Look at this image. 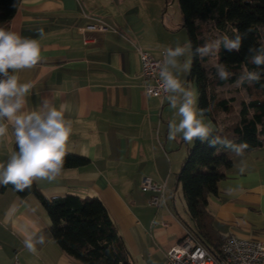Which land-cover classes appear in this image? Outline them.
Wrapping results in <instances>:
<instances>
[{
    "label": "crops",
    "instance_id": "0c3cea01",
    "mask_svg": "<svg viewBox=\"0 0 264 264\" xmlns=\"http://www.w3.org/2000/svg\"><path fill=\"white\" fill-rule=\"evenodd\" d=\"M165 4L166 0H21L14 17L0 25L38 39L41 45L38 64L17 73L21 83L33 85L26 110H36L45 99L57 108L64 104L66 118L72 121L66 150L89 158L84 166L63 169L52 183L35 182L37 187L47 197H99L134 264H163L167 250L190 231L191 223L186 205L180 209L175 197L181 187L178 173L195 141L168 139L169 121L179 118L165 98L145 94L147 80L138 52L142 47L159 58L165 48L189 43L177 32V22L165 21ZM97 19L110 28L89 33L93 40L86 43L80 28ZM39 29L43 36H38ZM185 77L200 108L196 81L189 72L181 78ZM14 143L9 126L0 139V163H7ZM143 176L166 184V204L149 203L150 193L141 188ZM208 210L224 236L264 242V145L234 156L217 195L209 196ZM50 223L37 196L21 197L0 185V264H81L61 248ZM33 233L45 237L35 252L25 245Z\"/></svg>",
    "mask_w": 264,
    "mask_h": 264
},
{
    "label": "trees",
    "instance_id": "16d2710c",
    "mask_svg": "<svg viewBox=\"0 0 264 264\" xmlns=\"http://www.w3.org/2000/svg\"><path fill=\"white\" fill-rule=\"evenodd\" d=\"M20 3L21 0H0V25L14 17ZM178 3L183 14L182 27L193 50L225 34L232 37L237 31L246 33L239 52H226L223 46L215 55L203 58L191 52L189 77L196 81L199 107L208 110L205 116L215 124V133L237 144L247 143L244 151L263 146L264 75L259 83L252 85L245 83L237 87L236 80L245 66L262 71L249 62L248 49L264 45V0H178ZM217 63L225 64L232 73L228 80L216 76ZM13 150L16 151L15 143ZM235 155L220 146L210 148L196 140L177 176L191 219L190 232L219 260L223 258L226 236L214 225L208 210L209 196L217 195L219 182L233 166ZM88 162V157L69 152L63 169ZM6 188L21 197L37 196L49 215L53 237L81 264H134L115 220L99 197L84 198L73 193L47 197L35 182L23 192L11 184L2 185V190Z\"/></svg>",
    "mask_w": 264,
    "mask_h": 264
},
{
    "label": "clouds",
    "instance_id": "9594fccd",
    "mask_svg": "<svg viewBox=\"0 0 264 264\" xmlns=\"http://www.w3.org/2000/svg\"><path fill=\"white\" fill-rule=\"evenodd\" d=\"M37 33L39 37L43 36V29ZM245 38L246 33L237 31L232 37L225 34L196 46L194 50L190 42L165 48L159 66L160 88L179 118L168 123L169 140L178 136L186 143L198 140L210 148L220 146L236 155H242L247 149V143L237 144L215 133L204 119L208 110L198 108L196 92L186 87L181 78L190 72L191 60L183 59L189 52L200 58L215 55L221 46L226 52H239ZM248 53L249 62L262 71L249 70L245 66L236 80L237 87L259 83L264 75V45L250 46ZM41 58L38 39L23 37L18 32L0 27V139L7 136L11 126L16 144V151L11 153L7 163H0V185L11 184L19 192L30 189L40 180L54 182L61 175L69 153L66 145L72 134V121L66 118V106L61 104L57 108L45 99L36 110H26L27 96L33 85L21 83L17 73L34 68ZM215 69L216 76L222 81L232 75L223 63H217ZM44 242L43 235L33 233L26 238L25 245L29 251L35 252L36 245Z\"/></svg>",
    "mask_w": 264,
    "mask_h": 264
},
{
    "label": "built area",
    "instance_id": "2783aa9c",
    "mask_svg": "<svg viewBox=\"0 0 264 264\" xmlns=\"http://www.w3.org/2000/svg\"><path fill=\"white\" fill-rule=\"evenodd\" d=\"M110 26L101 19L80 28L88 43L89 33L106 32ZM141 60V73L147 80L144 92L147 96L165 98L160 88L159 66L162 57H154L149 51L138 47ZM141 188L150 193L149 203L155 207L166 204V184L154 181L150 176L141 178ZM163 225L166 223L162 222ZM223 258L217 259L202 242L190 231L173 244L166 253L163 264H264V242L250 238L239 237L236 234L227 235L222 245Z\"/></svg>",
    "mask_w": 264,
    "mask_h": 264
},
{
    "label": "rangeland",
    "instance_id": "374dc122",
    "mask_svg": "<svg viewBox=\"0 0 264 264\" xmlns=\"http://www.w3.org/2000/svg\"><path fill=\"white\" fill-rule=\"evenodd\" d=\"M164 6H166V8H164V11H163V17H164L165 21L167 23H172L173 21L177 22V24H178L177 32L181 31L182 35L185 36V39L188 40L187 31L182 27L183 14L180 10L178 0H169L168 4H165ZM184 44H186V40H185ZM183 59H190L192 62L191 52H189ZM214 59H215V57L213 56L212 61H215ZM187 75H188V73H185V76H187ZM186 79H187V77L182 79V81L185 83ZM217 89H219V88H217ZM235 110L237 111L236 108H235ZM234 115H235V112L232 113V117H234ZM175 199H176L177 206L180 209H182L186 205L185 199L183 196V191H182L181 187L177 191Z\"/></svg>",
    "mask_w": 264,
    "mask_h": 264
}]
</instances>
